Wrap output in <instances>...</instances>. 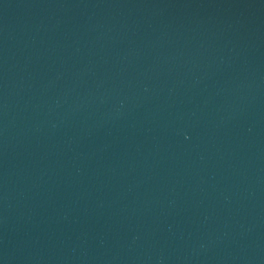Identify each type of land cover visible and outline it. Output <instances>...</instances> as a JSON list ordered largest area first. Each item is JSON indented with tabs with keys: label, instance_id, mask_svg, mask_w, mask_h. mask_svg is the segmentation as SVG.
I'll list each match as a JSON object with an SVG mask.
<instances>
[{
	"label": "water",
	"instance_id": "obj_1",
	"mask_svg": "<svg viewBox=\"0 0 264 264\" xmlns=\"http://www.w3.org/2000/svg\"><path fill=\"white\" fill-rule=\"evenodd\" d=\"M0 264H264V0H0Z\"/></svg>",
	"mask_w": 264,
	"mask_h": 264
}]
</instances>
